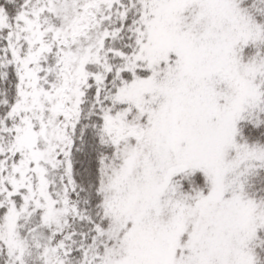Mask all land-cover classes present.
I'll list each match as a JSON object with an SVG mask.
<instances>
[{
    "label": "snow or ice",
    "instance_id": "obj_1",
    "mask_svg": "<svg viewBox=\"0 0 264 264\" xmlns=\"http://www.w3.org/2000/svg\"><path fill=\"white\" fill-rule=\"evenodd\" d=\"M0 264H264V0H0Z\"/></svg>",
    "mask_w": 264,
    "mask_h": 264
}]
</instances>
